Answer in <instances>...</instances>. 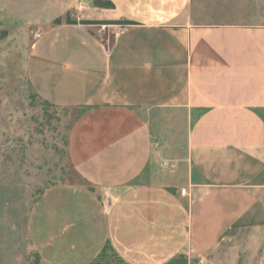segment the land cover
Listing matches in <instances>:
<instances>
[{
  "label": "crops",
  "instance_id": "crops-1",
  "mask_svg": "<svg viewBox=\"0 0 264 264\" xmlns=\"http://www.w3.org/2000/svg\"><path fill=\"white\" fill-rule=\"evenodd\" d=\"M196 1L0 0V26L34 34L35 93L77 113L89 189L42 197L45 264L104 243L125 264H264V22Z\"/></svg>",
  "mask_w": 264,
  "mask_h": 264
},
{
  "label": "rangeland",
  "instance_id": "rangeland-1",
  "mask_svg": "<svg viewBox=\"0 0 264 264\" xmlns=\"http://www.w3.org/2000/svg\"><path fill=\"white\" fill-rule=\"evenodd\" d=\"M220 3L228 14H238L236 19H247L249 14L251 22H264V0ZM204 4L214 11V0ZM93 26L111 32L109 26ZM4 30L7 35L0 39V264H45L37 239L42 234L34 227L41 217L42 197L53 188L89 189L67 152L68 131L77 113L48 103L32 88L26 57L33 32L0 26V33ZM183 260L176 258L173 264ZM93 263L122 264L108 243Z\"/></svg>",
  "mask_w": 264,
  "mask_h": 264
},
{
  "label": "trees",
  "instance_id": "trees-1",
  "mask_svg": "<svg viewBox=\"0 0 264 264\" xmlns=\"http://www.w3.org/2000/svg\"><path fill=\"white\" fill-rule=\"evenodd\" d=\"M66 21H67V23H75V22H76L75 20H69V19H67ZM55 22H56V23H59L60 21H59V19H56ZM81 22H82V23H89L90 21L81 20ZM91 22H92V23H96V24L112 23V22H110V21H108V20H94V21H91ZM122 23H125V24H131L132 21H131V20H123ZM6 35H7V30L2 31V32L0 33V39L4 38ZM108 246L111 248V246H110L109 244H108ZM111 249H112V248H111ZM112 251L114 252L113 249H112ZM114 253H115V252H114ZM115 254H116V253H115ZM116 256H117V255H116ZM117 257H118V256H117ZM118 259H119V261H120L122 264H125L121 258L118 257Z\"/></svg>",
  "mask_w": 264,
  "mask_h": 264
},
{
  "label": "built area",
  "instance_id": "built-area-1",
  "mask_svg": "<svg viewBox=\"0 0 264 264\" xmlns=\"http://www.w3.org/2000/svg\"><path fill=\"white\" fill-rule=\"evenodd\" d=\"M181 192H184V189H182Z\"/></svg>",
  "mask_w": 264,
  "mask_h": 264
}]
</instances>
